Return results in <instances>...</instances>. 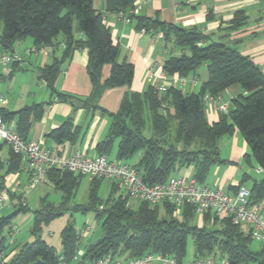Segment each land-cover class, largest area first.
<instances>
[{
    "label": "trees",
    "instance_id": "1",
    "mask_svg": "<svg viewBox=\"0 0 264 264\" xmlns=\"http://www.w3.org/2000/svg\"><path fill=\"white\" fill-rule=\"evenodd\" d=\"M138 0H105V11L127 12ZM104 12L94 7V0H0V45L7 52H14V44L30 36L36 47L52 45L56 37L65 36L64 51L60 58L40 68L39 78L52 94L62 101H71L76 96L58 92L56 80L62 63L78 48H87V71L92 83L90 95L84 98L86 106L99 107L98 100L105 90L130 86L134 79V64L119 61L120 48L115 43L110 28L104 23ZM138 30L162 32L163 40L172 42L180 53H170L162 69L169 76L177 74L187 77L207 64L208 79L199 92H185L176 86L160 91L150 84L142 91L125 92L116 112H110L111 123L107 136L96 144L97 154L109 155L117 144L116 158L128 162L137 154V161L130 163L141 173L146 184L165 182L183 168L193 166V176L198 182L205 180L212 166L232 163L220 155L219 142L224 136L238 130L250 147L244 155L249 162L253 157L263 168L261 180H254L249 188L251 205L264 211V72L252 59L223 41H211L199 28H187L179 24L161 21L158 17L131 14ZM246 16L236 11L230 29L245 23ZM75 29L85 39L75 36ZM110 65V73L103 78L104 65ZM238 84L243 92L232 101L227 112L210 122L207 118L204 96H220L228 87ZM102 109V108H101ZM45 103L38 102L18 110L0 107V116L13 122L23 140H30L33 123L44 114ZM103 112H107L102 109ZM150 124L152 134L144 131ZM79 128L70 119L47 136L57 143H75ZM6 147V160L0 157V189L17 199L15 209L8 215H0V254L8 253L5 228L12 226L14 217L30 208L24 204L23 192L12 191L7 177L21 171L24 162L21 154L15 153L5 142L0 143V153ZM46 178L61 192L59 204L43 200L40 208L32 210L31 232L35 239L24 243L4 264H58L60 256L70 260L80 251L81 235L69 222L61 233V250L47 242L40 234L44 224L63 215L73 204V210L94 211L101 220L103 235L89 243L83 258L97 259L106 255L133 258L146 252L173 256L179 261L187 255L188 237L194 245V257L225 255L230 264H264V242L252 247L250 230L236 225L228 216H217L207 212L197 223L195 209L185 205L180 212L171 204L152 207L146 201L133 206L121 191L119 184L110 181L108 197L99 195L104 179L91 178L88 201L73 203V199L84 177L58 168H49ZM250 178L244 173L236 185L229 190L237 191ZM105 200V201H103ZM105 202L99 208V202Z\"/></svg>",
    "mask_w": 264,
    "mask_h": 264
},
{
    "label": "crops",
    "instance_id": "2",
    "mask_svg": "<svg viewBox=\"0 0 264 264\" xmlns=\"http://www.w3.org/2000/svg\"><path fill=\"white\" fill-rule=\"evenodd\" d=\"M94 7L104 12V23L110 28L114 41L120 48L119 61L127 60L134 64V79L130 86L105 90L98 100L99 107L97 108L84 105L75 110L71 101H62L57 95L52 94L45 82L39 78V70L63 55L65 42L63 33H60L54 43L49 46L36 47L32 37L17 41L13 49L23 57V61L19 64H11L7 72L4 70L0 72V94L8 99L5 105L7 109L18 110L33 103H45L44 114L41 119L33 123L29 139L41 140L43 145L53 147L65 154H72L75 150H81L88 155L97 154L96 144L103 140L109 131L111 123L109 113L118 110L125 92L129 90L142 92L148 85L153 84L148 79L150 68L157 73L162 69L164 60L176 49L172 42L166 43L162 38H154L150 33H141L136 28L135 21L125 20L119 12L105 11V0H101L99 7L95 5ZM238 10L244 12L245 23L235 30L230 29V22ZM137 14L158 17L161 21L187 28L197 27L209 36V40L223 41L250 57L264 72V0H193L191 3L178 0H148ZM75 36L81 40L85 39L84 33L78 29H75ZM27 50H31L30 53ZM2 52L5 50L0 45V53ZM88 58V50L83 47L75 49L72 55L62 63V70L56 80L58 92L72 94L84 102V98L88 97L92 91V83L87 71ZM108 65L103 67V78L110 73V65L109 67ZM204 65L206 66L198 68L194 74L185 77L186 81L183 84L181 77L177 74L169 75L165 80L167 87L173 85L188 93L199 92L203 83L208 79L207 64ZM17 70L23 71L24 74L17 75ZM15 84H19L22 91L25 89V93L15 95ZM242 92V88L234 84L222 92L220 101L227 102L230 109L233 106V99ZM101 108L107 112H103ZM206 113L210 122L217 121L221 115V111L213 106H207ZM68 119L72 121L74 127L79 128L75 143L69 141L57 143L47 136L52 129ZM223 146L228 150L226 151L228 157L224 159L232 163L220 164L227 166L222 168L219 165L211 178L212 183L205 184L223 189L227 187L225 190H229V186L238 184L243 174L246 173L244 172L239 179L245 160L244 155L249 153L250 147L238 130L233 135L220 139V155ZM0 157L1 159L4 157L3 150ZM114 160L122 161L116 156ZM176 173L192 175L193 166L183 168ZM16 175L11 174L7 177V185L12 187L19 183L22 192V186L27 185V177L22 166L21 171ZM41 183L53 186L46 177ZM39 198L41 207L42 201L48 200V193ZM28 207L30 208L29 205ZM73 208L72 204L70 209ZM36 209L30 208L31 212ZM196 216L201 221L202 218ZM86 246L80 247V251H84Z\"/></svg>",
    "mask_w": 264,
    "mask_h": 264
},
{
    "label": "built area",
    "instance_id": "3",
    "mask_svg": "<svg viewBox=\"0 0 264 264\" xmlns=\"http://www.w3.org/2000/svg\"><path fill=\"white\" fill-rule=\"evenodd\" d=\"M148 0H138L134 7L127 12H119L125 19H131V14H137ZM191 3L193 0H178ZM141 33H150L154 38H163L162 32H151L145 29ZM31 50H27L30 53ZM23 57L17 52L0 53V66L8 71L9 66L21 63ZM168 75L163 69L155 73L151 68L148 79L153 82L160 91H165V80ZM158 80V82H156ZM186 78L181 77V83ZM221 96L206 94L204 100L206 106H213L221 112L228 111V103L220 101ZM8 99L0 94V107L5 106ZM5 142L15 153L23 156L22 169L27 177L29 189L40 184L49 168H58L73 173L83 174L89 178H102L117 183L123 194L130 202L146 201L152 207L163 204H171L180 212L185 205H191L196 215L203 218L207 212H213L217 216H228L236 225H241L250 230L253 239L264 242V211L258 205H251L249 201V189L242 186L237 191L225 190L222 187H212L198 182L193 175L178 174L170 176L165 182L146 184L143 176L128 162L110 159L104 154L88 155L81 150H75L72 154H65L57 149L43 145L41 140H23L15 129L13 122L7 123L0 116V143ZM6 160V156L2 158ZM257 171L263 172L262 167ZM17 176V175H16ZM12 191L21 192L19 183ZM10 199L0 189V204L5 205ZM17 232L15 226L10 227L11 237ZM5 253L0 254V264L6 261ZM58 264H230L227 256L194 257L179 261L173 256L161 253L146 252L141 256L125 258L111 254L88 260L83 258V251H78L70 260L60 256Z\"/></svg>",
    "mask_w": 264,
    "mask_h": 264
},
{
    "label": "rangeland",
    "instance_id": "4",
    "mask_svg": "<svg viewBox=\"0 0 264 264\" xmlns=\"http://www.w3.org/2000/svg\"><path fill=\"white\" fill-rule=\"evenodd\" d=\"M101 0H95L94 5L96 7H99ZM2 22L0 21V33L2 31ZM27 38H31L30 36H27ZM172 53L179 54L180 50L179 48H176ZM206 65H201L199 68H203ZM29 67V66H28ZM109 67V65H108ZM2 67L0 66V72H2ZM17 75L24 74L23 71L17 70ZM14 90L16 91L15 95H19V93H23L25 89H20L19 84H15ZM38 90V88H37ZM25 93V92H24ZM10 107V106H9ZM146 136H150L152 134V129L150 127V124H147V127L144 131ZM6 147L3 149V155L6 154ZM116 150L117 146L116 144L112 148L110 154L108 157L110 159H115L116 156ZM227 148L223 146L221 148V157H228L227 156ZM250 152V151H249ZM139 154H137L133 159L129 161V163H133L138 160ZM243 169H239L240 171V177L244 172L248 173L250 175V178H248L244 185L249 189L254 180H261L263 177V173L257 171L258 165L256 164V161L253 157H250V161L244 160L243 162ZM220 164H216L211 168L205 183H212L211 178L214 176V172L216 168ZM222 168H225L227 165H220ZM185 170V169H184ZM185 172V171H184ZM175 175H178V173H175ZM220 177V174L218 175ZM218 176H215L216 178ZM110 181L107 179H104L101 186L99 187V195L105 199L108 197L110 186ZM90 178L88 176H84L81 184L76 192V195L73 199L75 204H83L88 201V193H89V187H90ZM15 187L12 186L10 189L13 190ZM227 187H225L226 189ZM22 192H23V199L24 204H27L32 209H36L40 207V198L44 194L48 193V200L59 204L61 201L62 194L61 192L55 190L52 185H42V183L38 184L37 187L33 189H29L28 185L22 186ZM7 196H9V193L7 191H4ZM19 192V191H18ZM10 197V196H9ZM105 201V200H103ZM99 202V208H103L105 206V202ZM17 202V199H13L10 197V199L7 201V204L1 205L0 204V215H8L15 209V204ZM131 203V202H130ZM133 206L137 205L136 201H133L131 203ZM72 206V205H71ZM261 207V206H260ZM197 223H199V219L195 220ZM71 222L76 231L81 235L80 240V247H84L85 245H88L89 243L97 241L102 235H103V229L101 225V220L98 219L95 216L94 211H87L83 212L82 210H73L69 209L67 210L63 215L53 219L47 224L43 225L41 236L47 240V242L51 243L56 247V249L59 251L61 248V233L62 230L68 225V223ZM12 224L15 226V229L17 232L14 234L13 237H11L9 228H5L3 231V234L7 236V244H8V253L6 254L5 259L8 260L12 257L15 251L19 249L24 243H29L35 239V235L31 232L32 225H33V213L31 210L29 211H23L17 214ZM252 247L257 249L260 247V241L253 239L252 241ZM194 258V245L193 240L191 236L188 237V247H187V255L185 259H192Z\"/></svg>",
    "mask_w": 264,
    "mask_h": 264
},
{
    "label": "water",
    "instance_id": "5",
    "mask_svg": "<svg viewBox=\"0 0 264 264\" xmlns=\"http://www.w3.org/2000/svg\"><path fill=\"white\" fill-rule=\"evenodd\" d=\"M71 104L74 105V109L77 110L78 108L84 107V102L78 98H72L71 99Z\"/></svg>",
    "mask_w": 264,
    "mask_h": 264
}]
</instances>
